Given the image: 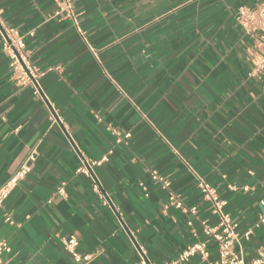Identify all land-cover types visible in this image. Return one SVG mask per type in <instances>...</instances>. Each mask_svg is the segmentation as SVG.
Returning a JSON list of instances; mask_svg holds the SVG:
<instances>
[{
  "label": "crops",
  "instance_id": "0c3cea01",
  "mask_svg": "<svg viewBox=\"0 0 264 264\" xmlns=\"http://www.w3.org/2000/svg\"><path fill=\"white\" fill-rule=\"evenodd\" d=\"M258 1L72 0L73 21L53 16L55 0H0L44 72L18 84L0 35V184L30 167L0 208L1 264H75L61 244L71 235L86 264H138L139 247L151 264H207L210 240L206 260L177 261L206 239L197 220H217L198 177L225 201L236 253L251 261L264 250V75H250L253 40L235 20ZM151 169L195 215L165 208Z\"/></svg>",
  "mask_w": 264,
  "mask_h": 264
},
{
  "label": "built area",
  "instance_id": "2783aa9c",
  "mask_svg": "<svg viewBox=\"0 0 264 264\" xmlns=\"http://www.w3.org/2000/svg\"><path fill=\"white\" fill-rule=\"evenodd\" d=\"M55 10L53 16L63 19L69 18L75 21V13L72 9V0H55ZM235 20L242 28L245 34L249 35L253 40V49L251 50L252 68L251 76L264 75V0H259L251 7L240 5L237 7ZM0 35L2 38V50L5 53L8 64L11 68L12 78L20 85H37V78L44 72L37 70L32 66L27 59V54L24 51L23 35L17 29L3 22L0 16ZM35 91H38L35 88ZM129 133L123 136L117 135L116 142H121L124 138L129 137ZM111 150H108L98 160H89L82 162L81 166L76 169V172L89 174V169L108 160ZM30 167L24 163L20 169L11 176L8 180L0 184V208L5 199L16 186L17 182L29 171ZM149 176L152 181L158 182L162 187L169 191L167 207H175L183 212L196 214L197 207L195 205H185L178 195H175L170 190V181L155 169L149 171ZM197 187L201 197L211 205V214L217 220L214 224H209L207 220L198 219L197 222L201 228V232L206 238L204 241H196L187 245L178 256L177 261H188L192 256L199 255L206 260L208 257L207 242L212 241L217 249V258L213 261H208L207 264H264V250H259L256 257L251 261H245L241 255L236 253L234 245L238 240V232L236 224L231 221L228 213L224 211L225 201L221 199L216 191L208 182L198 177L196 180ZM94 189L99 191V186L94 184ZM56 193L60 196L66 194L65 183H61L56 187ZM104 203L106 201L104 200ZM260 211L257 216L255 226L264 224V192L258 199ZM8 222H12L9 217H6ZM191 225V220L187 222ZM249 230L243 235L246 237ZM63 248L70 254L75 264H86L91 256L89 254H80L76 251L78 239L71 235L61 239ZM10 247L8 241L0 238V264L3 254L9 252ZM139 260L138 264H151L146 252L142 247L138 248Z\"/></svg>",
  "mask_w": 264,
  "mask_h": 264
}]
</instances>
